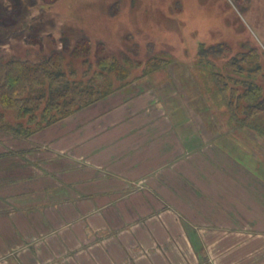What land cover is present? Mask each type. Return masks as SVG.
Instances as JSON below:
<instances>
[{
	"label": "crops",
	"instance_id": "0c3cea01",
	"mask_svg": "<svg viewBox=\"0 0 264 264\" xmlns=\"http://www.w3.org/2000/svg\"><path fill=\"white\" fill-rule=\"evenodd\" d=\"M142 88L0 136V264H264V167Z\"/></svg>",
	"mask_w": 264,
	"mask_h": 264
},
{
	"label": "rangeland",
	"instance_id": "374dc122",
	"mask_svg": "<svg viewBox=\"0 0 264 264\" xmlns=\"http://www.w3.org/2000/svg\"><path fill=\"white\" fill-rule=\"evenodd\" d=\"M83 38L90 41L91 63L101 57L134 63L125 81L112 80L113 88L153 90L200 135L220 137L245 164L258 160L257 167H264V137L230 119L210 75L197 66L200 47L229 48L225 59L216 61L223 72L231 57L251 52L261 69L249 80L264 92V0H0V57L35 61L61 50L64 40L73 47ZM64 56L83 70L81 58ZM150 58L160 61L159 69L145 70ZM240 67L246 73L233 77L244 79L248 69ZM13 117L8 111L2 121L13 123ZM0 136L14 138L1 129Z\"/></svg>",
	"mask_w": 264,
	"mask_h": 264
},
{
	"label": "trees",
	"instance_id": "16d2710c",
	"mask_svg": "<svg viewBox=\"0 0 264 264\" xmlns=\"http://www.w3.org/2000/svg\"><path fill=\"white\" fill-rule=\"evenodd\" d=\"M62 49L52 50L47 57L38 60H20L0 57V129L18 139H28L37 131L57 123L85 109L125 84L112 87V80L125 81L134 63L128 58H99L89 60L90 41L86 38L70 46L62 41ZM71 60L81 58L83 70L79 73ZM230 53L224 44L208 48L200 47L197 66L210 75L217 93L225 105L230 119L240 127L264 137V92L260 84L250 81L249 76L261 69L257 55L244 53L231 57L223 68H216V61ZM160 61L150 58L145 70H157ZM247 76L243 79L234 75ZM14 115L13 123L3 122L6 112Z\"/></svg>",
	"mask_w": 264,
	"mask_h": 264
}]
</instances>
